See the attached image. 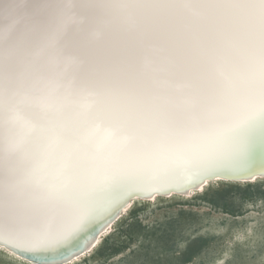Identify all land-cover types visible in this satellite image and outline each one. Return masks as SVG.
Wrapping results in <instances>:
<instances>
[{
	"label": "snow or ice",
	"instance_id": "6c2138e0",
	"mask_svg": "<svg viewBox=\"0 0 264 264\" xmlns=\"http://www.w3.org/2000/svg\"><path fill=\"white\" fill-rule=\"evenodd\" d=\"M223 173L264 175V0H0L8 243L59 250Z\"/></svg>",
	"mask_w": 264,
	"mask_h": 264
},
{
	"label": "rangeland",
	"instance_id": "374dc122",
	"mask_svg": "<svg viewBox=\"0 0 264 264\" xmlns=\"http://www.w3.org/2000/svg\"><path fill=\"white\" fill-rule=\"evenodd\" d=\"M138 200L69 264H264V178ZM0 264H35L0 248Z\"/></svg>",
	"mask_w": 264,
	"mask_h": 264
},
{
	"label": "bare ground",
	"instance_id": "6f19581e",
	"mask_svg": "<svg viewBox=\"0 0 264 264\" xmlns=\"http://www.w3.org/2000/svg\"><path fill=\"white\" fill-rule=\"evenodd\" d=\"M253 173L257 172L256 168L252 169ZM229 174L223 173L218 178L212 179L210 181H231V182H241V183H252L256 182L259 179H263L264 175L254 174L251 178H226ZM208 180H204L206 182L203 184H199L198 186H191L185 183L183 186L181 185H157L152 187H146L139 194H133L122 207H120L114 214L107 217L106 220H101L97 223H93L89 226V228L85 231L79 233L67 246L60 248L55 251H36V250H22L23 246L16 245L15 241L12 243H8V238L6 236H0V248L7 250L10 253L18 255L22 258L28 260H39L52 264H69L76 260H78L85 253L95 249L98 246V242L101 237L105 235L115 223H117L123 213L126 211L128 207H130L134 201L138 200H155L160 196L173 197L174 195H191L194 191L202 190V188L210 182ZM195 187V188H194ZM176 192H173L175 191ZM159 193V194H158ZM160 193H163L160 195ZM117 217V218H116ZM116 218V219H115ZM5 244V245H3ZM8 247H7V246ZM18 252V253H17ZM33 263L34 261L31 260ZM37 264L36 262H34Z\"/></svg>",
	"mask_w": 264,
	"mask_h": 264
},
{
	"label": "water",
	"instance_id": "95a60500",
	"mask_svg": "<svg viewBox=\"0 0 264 264\" xmlns=\"http://www.w3.org/2000/svg\"><path fill=\"white\" fill-rule=\"evenodd\" d=\"M258 175H260V174H258ZM261 176V175H260ZM216 178H218V177H216ZM215 179V178H214ZM206 180H208V181H210V180H212V179H206ZM206 182H203V184H205ZM195 188V187H194ZM173 192H176V190L175 191H173ZM159 194V193H158ZM163 193H160V195H162ZM117 218V217H116ZM115 218V219H116ZM3 245H5V244H3ZM7 246V245H6ZM8 247V246H7ZM18 253V252H17ZM32 261H34V262H36L37 264H52V263H47V262H43V261H39V260H33V259H31Z\"/></svg>",
	"mask_w": 264,
	"mask_h": 264
}]
</instances>
